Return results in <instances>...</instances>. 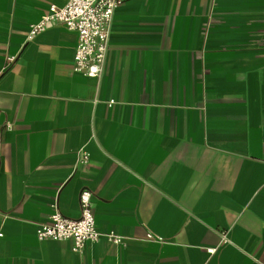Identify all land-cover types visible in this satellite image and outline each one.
Wrapping results in <instances>:
<instances>
[{
	"label": "crops",
	"instance_id": "crops-1",
	"mask_svg": "<svg viewBox=\"0 0 264 264\" xmlns=\"http://www.w3.org/2000/svg\"><path fill=\"white\" fill-rule=\"evenodd\" d=\"M67 2L0 0V264H264V0H126L95 78L29 38ZM84 190L102 238L39 240Z\"/></svg>",
	"mask_w": 264,
	"mask_h": 264
},
{
	"label": "built area",
	"instance_id": "built-area-1",
	"mask_svg": "<svg viewBox=\"0 0 264 264\" xmlns=\"http://www.w3.org/2000/svg\"><path fill=\"white\" fill-rule=\"evenodd\" d=\"M126 0H68L63 6L52 4L42 18L32 24L29 38L45 30L52 23H60L77 33L78 40L74 54L75 69L89 77H99L109 49L111 24L115 10ZM13 59V58H11ZM83 162L89 161L84 153ZM92 193L84 190L80 194L81 215L78 219L64 216L58 208L48 220L38 225L36 235L39 240L71 241L73 250L78 251L88 242H98L102 234L96 225L91 204ZM106 238L116 244L123 243L121 236L113 233ZM149 240L161 241L148 234ZM227 233L222 234V243H228ZM211 253L215 249H209Z\"/></svg>",
	"mask_w": 264,
	"mask_h": 264
}]
</instances>
